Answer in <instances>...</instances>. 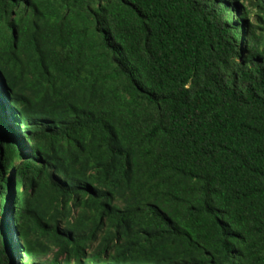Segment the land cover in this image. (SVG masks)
I'll use <instances>...</instances> for the list:
<instances>
[{"label":"trees","instance_id":"obj_1","mask_svg":"<svg viewBox=\"0 0 264 264\" xmlns=\"http://www.w3.org/2000/svg\"><path fill=\"white\" fill-rule=\"evenodd\" d=\"M0 264H264V0H0Z\"/></svg>","mask_w":264,"mask_h":264}]
</instances>
